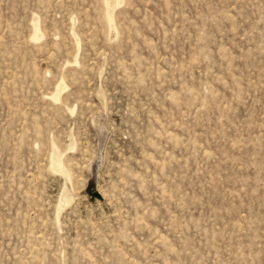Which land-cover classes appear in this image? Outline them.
Here are the masks:
<instances>
[{
  "label": "rangeland",
  "instance_id": "rangeland-1",
  "mask_svg": "<svg viewBox=\"0 0 264 264\" xmlns=\"http://www.w3.org/2000/svg\"><path fill=\"white\" fill-rule=\"evenodd\" d=\"M0 264H264V0H0Z\"/></svg>",
  "mask_w": 264,
  "mask_h": 264
},
{
  "label": "bare ground",
  "instance_id": "bare-ground-1",
  "mask_svg": "<svg viewBox=\"0 0 264 264\" xmlns=\"http://www.w3.org/2000/svg\"><path fill=\"white\" fill-rule=\"evenodd\" d=\"M109 20H111V17H109Z\"/></svg>",
  "mask_w": 264,
  "mask_h": 264
}]
</instances>
